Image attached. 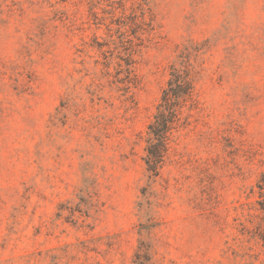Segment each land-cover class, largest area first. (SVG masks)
<instances>
[{"label":"rangeland","instance_id":"374dc122","mask_svg":"<svg viewBox=\"0 0 264 264\" xmlns=\"http://www.w3.org/2000/svg\"><path fill=\"white\" fill-rule=\"evenodd\" d=\"M0 264H264V0H0Z\"/></svg>","mask_w":264,"mask_h":264},{"label":"trees","instance_id":"16d2710c","mask_svg":"<svg viewBox=\"0 0 264 264\" xmlns=\"http://www.w3.org/2000/svg\"><path fill=\"white\" fill-rule=\"evenodd\" d=\"M198 71L190 54L182 56L170 66L169 80L157 105V113L147 129L146 157L147 171L157 177L169 157L174 135L183 127L186 108H196V84Z\"/></svg>","mask_w":264,"mask_h":264}]
</instances>
